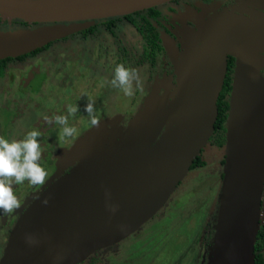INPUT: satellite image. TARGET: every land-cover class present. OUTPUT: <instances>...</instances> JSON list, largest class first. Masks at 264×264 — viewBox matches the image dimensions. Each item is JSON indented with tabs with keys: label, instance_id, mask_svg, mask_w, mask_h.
I'll list each match as a JSON object with an SVG mask.
<instances>
[{
	"label": "water",
	"instance_id": "water-1",
	"mask_svg": "<svg viewBox=\"0 0 264 264\" xmlns=\"http://www.w3.org/2000/svg\"><path fill=\"white\" fill-rule=\"evenodd\" d=\"M168 1L0 0L2 18L32 23L0 30V59L30 53L98 19ZM195 17L197 31L186 30L180 20L186 30L182 63L173 42L161 36L173 62L172 90L165 84L161 96L153 88L126 128L100 121L59 150L54 178L16 220L0 264H78L138 230L167 202L208 143L227 55L234 64L208 264H254L264 213V12Z\"/></svg>",
	"mask_w": 264,
	"mask_h": 264
},
{
	"label": "rangeland",
	"instance_id": "rangeland-1",
	"mask_svg": "<svg viewBox=\"0 0 264 264\" xmlns=\"http://www.w3.org/2000/svg\"><path fill=\"white\" fill-rule=\"evenodd\" d=\"M10 28L12 26L8 23L0 30ZM117 33L115 38L102 32L95 40L87 39V43L79 38L55 41L33 57L11 62L13 79L0 78V137L11 141L22 139L33 128L42 132V136L38 137L42 146L40 164L47 169L46 177L51 175L45 177L42 187L39 186L41 190L54 178L55 173L51 169L52 164L47 163L42 156L48 153L52 158L55 157L61 148H70L93 126L84 111L90 99L94 101L99 121H113L117 129H124L153 88H158L157 95H163L159 86L162 74L153 76L160 69L152 68L148 63L137 64L140 46L137 45L139 35L134 27L127 24ZM92 49H99L100 54L97 57L92 55ZM121 52H124L122 60L117 58ZM81 61L89 66L87 70L80 67ZM26 62L39 66L46 75L40 90L30 95L27 91L20 94L21 90H17L18 72L27 67ZM120 64L137 70L143 91L137 89L133 96L128 97L111 85L115 68ZM76 73L80 75L76 76ZM70 105H79L75 116L69 117V123L76 127L77 132L71 138H62L61 126L55 124L53 118L59 114L67 115ZM3 107L11 110V117L4 113ZM9 120L12 121L8 126ZM106 124L109 126V123ZM201 156L205 164L186 173L160 212L136 233L128 235L113 247L109 246L93 260L80 264H208L221 182L223 147L207 144ZM32 184L28 181L19 192L15 190L14 184L13 192L18 199H22ZM2 212L3 209H0V214ZM8 212L12 221L22 214L21 209ZM6 231L0 229V255L8 237Z\"/></svg>",
	"mask_w": 264,
	"mask_h": 264
},
{
	"label": "flooded vegetation",
	"instance_id": "flooded-vegetation-1",
	"mask_svg": "<svg viewBox=\"0 0 264 264\" xmlns=\"http://www.w3.org/2000/svg\"><path fill=\"white\" fill-rule=\"evenodd\" d=\"M153 7L155 8L154 10L158 11V13L153 14L152 16H147L148 19L150 20L151 24H152V31H153V33H151V35L149 37L146 38V37L142 36V34L138 30V28L134 27V25H132L128 21H124L121 24L122 26L120 27V29L123 28L127 24L134 27L135 31L139 35V40H137V45L140 46V51H139V53H137L138 54L137 64H139V65L143 64L144 65V64L148 63L150 67H152V68L158 67L160 69V71L157 70L153 76L155 77L158 74H160V75L162 74L161 79L159 81V86H161L160 89L163 93L165 84H169L170 87L175 84V72H174L173 62L170 59V56L167 54V52L163 46V41L161 38L163 33H165L167 35L168 39L171 42H173L174 46L176 47L177 59L182 63L183 58L181 56V50H182L181 41L185 35V31L186 30H188V31L189 30H192V31L198 30L197 26H196L197 19H196L195 15H203L204 18L206 19L207 17H211L213 14L221 15V14H223V12L232 11L234 13H240V14L249 16L250 10H252V9L256 10V11L264 12V0H171V1L159 4V5H156ZM144 10H141V11L145 12ZM181 19H183V21H184V24L187 28L186 30L181 29V27L183 26L182 22L180 21ZM94 24H96V22ZM13 25L14 24L11 25L12 28H14ZM98 26H100V25H98ZM2 27H3V25H0V28H2ZM79 32H81V30L76 32V33H73L69 36H66L64 38L55 40V41H62V40H65L67 38H79L82 41L87 43V41H86L87 39L95 40L98 36H100L99 34L102 32H107L109 36H113L103 26L99 27L98 29H95L91 33L89 32L87 34H82ZM113 37H115V36H113ZM197 38H198V35L196 36V39ZM55 41L49 42L48 44H46L47 45L46 48L40 49L38 52H35L34 54L26 53L24 55H20V56H16V57H10V59H7L5 61L4 68H3L4 72L2 75H0V78H7L8 77L10 80L13 79L14 73H13L12 68L10 66L11 62H14V61L20 62V61H24L28 57H33L36 54L40 53L41 51L46 50L47 47H49ZM116 42H118V40ZM195 45H196V48H200L201 41L196 40ZM97 46H99V44H97ZM98 50L99 49L94 51V49H92L90 52H92V55L97 57L100 54V52H98ZM122 50L124 51V47H122ZM79 52H81V51H78L77 53H79ZM123 57H124V52H121V54L117 58L122 60ZM95 61L96 60H94V58H93V63H95ZM25 64L27 65V67L23 70H19V72H18L19 78H18V82H17V85H18L17 90H21V91H19L20 94H23V92L27 91L28 94L30 95V94H33V93L40 90L41 85L43 84V81L46 79V75L40 69L39 66H34L32 64H29L28 62H26ZM233 64H234L233 56L227 55V67H226L227 69H226V75H225L224 80L226 79V76H228L230 85H231V80H232ZM80 67L84 68L85 70H87L89 68V66L86 65L84 63V61L80 62ZM262 72H263V70H262ZM79 75H80L79 73H76V76H79ZM166 75H169V76L166 77ZM226 97L228 99V94ZM169 98L170 97H167V99H169ZM2 109H3L5 114H8L9 117H11L10 116V114H11L10 109H8L7 107H3ZM11 121L12 120L7 121V122H9L8 126L11 125ZM0 127H1V125H0ZM1 130H3V129H1ZM39 132H40V136H42V132L41 131H39ZM0 133H1V131H0ZM63 149H65V148H63ZM66 149H68V148L66 147ZM42 158H44L47 163H51L52 164L51 169L53 171H55V169H56V166H55L56 165V158L55 157L52 158L51 155H49L48 153H47V155L44 154L42 156ZM46 170L47 169H45V171ZM67 170H68V168L65 169L64 171H67ZM50 175H51V173H50ZM49 176H47L46 178H48ZM27 182L28 181L25 180L23 183L15 184V186H14L15 190H17L19 192L20 188L23 187L24 185H26ZM44 182H45V180H44ZM39 184L40 183L32 184L29 186V190H27V192H24L23 198L18 199L19 206L14 208L15 211H17V209H21V211L23 212L32 203L33 199H30V197H34V193L41 190V187L43 185V183H41L40 185ZM39 186H41V187H39ZM169 199H170V197H169ZM165 204L161 208H159V210H157V212L151 218H153L158 212H160V210L165 206ZM261 209H263L262 205H261ZM8 211L9 210H3V212L0 214V224H1L0 229H3V231H6L7 228L10 226L8 228V230L6 231L7 234L2 233V234H6V236H8L9 232L11 231L12 227L14 226V224L16 222V219H14V221H12V216L11 215L9 216ZM16 218H17V215H16ZM151 218H149L147 221H149ZM7 219H9V220H7ZM11 221H12V224L9 225ZM4 222H7V224H5ZM146 222H144L140 226V228ZM138 230H136V231H138ZM136 231H134L133 233H135ZM6 240H7V238H6ZM5 243H6V241H5ZM113 245L115 246V244H113ZM110 247H113V246L111 245ZM107 248H109V246L103 248V250H107ZM99 250H101V249H99ZM262 250L264 252V247L262 248ZM102 251H100V252H102ZM90 256H91V254L86 259L81 261L80 263H83V262L85 263L86 261L91 260L89 258ZM80 263H78V264H80Z\"/></svg>",
	"mask_w": 264,
	"mask_h": 264
},
{
	"label": "clouds",
	"instance_id": "clouds-1",
	"mask_svg": "<svg viewBox=\"0 0 264 264\" xmlns=\"http://www.w3.org/2000/svg\"><path fill=\"white\" fill-rule=\"evenodd\" d=\"M111 85L122 90L125 96L131 97L137 89L143 91L140 77L136 69L117 65ZM135 85V87H134ZM79 105L68 106L67 115H55L53 122L61 126L62 138L73 137L77 129L69 123V117H74ZM93 125H99L96 117L94 101L91 99L84 106ZM39 130L33 128L22 139L8 140L0 137V209L12 210L19 206L18 198L13 192V184L23 183L25 180L33 183H43L46 171L41 166V143L38 140ZM47 199L43 203L47 204ZM115 212L116 209H111Z\"/></svg>",
	"mask_w": 264,
	"mask_h": 264
},
{
	"label": "trees",
	"instance_id": "trees-1",
	"mask_svg": "<svg viewBox=\"0 0 264 264\" xmlns=\"http://www.w3.org/2000/svg\"><path fill=\"white\" fill-rule=\"evenodd\" d=\"M154 9H155L154 7H150V8L145 9L144 10L145 12L135 11L133 13L126 14V15H118V16H112V17H107V18H101V19H98L97 21H95L96 24H93L90 27L81 30V32H79V33H82V34H87L89 32L91 33L95 29H98L99 27L103 26L113 36L117 37V34H118L117 32L120 29V27L122 26L121 24L124 21H128L132 25H134V27L138 28V30L140 31L142 36L147 38L151 35V33H153L152 24H151V22L147 16H152L153 14H157L158 11L154 10ZM7 22L10 24L12 23L15 26H32V23H26V22L19 20V19L8 20V19L2 18L0 16V25H4V24L7 25L8 24ZM98 25H100V26H98ZM46 46L47 45H44L41 48H37L34 51L30 52L29 54H34L35 52H38L40 49L46 48ZM7 59H10V57L0 59V75H2L4 72L3 68H4L5 61ZM229 90H230L229 77L226 76V79L224 80V83L222 85V89H221L220 94H219L218 99H217L218 113H217L216 121L214 123L213 133H212L211 137L209 138V142L207 143L209 145H214L218 148L223 147V144H224V132H225L224 122H225L226 110H227V106H228L226 96H227ZM203 148L201 149V151L197 155V157L194 158L189 170H191L193 168L201 167L205 164V160L201 156ZM222 162H223V157L220 159L221 164H222ZM221 176H222V173L220 172V177ZM262 207L264 210V190H263V196H262ZM263 247H264V221H262L260 223V226H259V229L257 232V236H256V240L254 243V253H255L254 264H264V252L262 250ZM102 250L103 249L95 251L89 258L91 260H93L97 254L101 253L100 251H102Z\"/></svg>",
	"mask_w": 264,
	"mask_h": 264
},
{
	"label": "built area",
	"instance_id": "built-area-1",
	"mask_svg": "<svg viewBox=\"0 0 264 264\" xmlns=\"http://www.w3.org/2000/svg\"><path fill=\"white\" fill-rule=\"evenodd\" d=\"M263 211V209H262ZM261 221H264V213L261 214Z\"/></svg>",
	"mask_w": 264,
	"mask_h": 264
},
{
	"label": "bare ground",
	"instance_id": "bare-ground-1",
	"mask_svg": "<svg viewBox=\"0 0 264 264\" xmlns=\"http://www.w3.org/2000/svg\"><path fill=\"white\" fill-rule=\"evenodd\" d=\"M209 142V141H208Z\"/></svg>",
	"mask_w": 264,
	"mask_h": 264
}]
</instances>
